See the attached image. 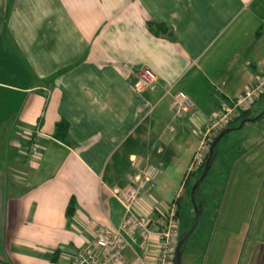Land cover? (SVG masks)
<instances>
[{
	"label": "crops",
	"instance_id": "0c3cea01",
	"mask_svg": "<svg viewBox=\"0 0 264 264\" xmlns=\"http://www.w3.org/2000/svg\"><path fill=\"white\" fill-rule=\"evenodd\" d=\"M143 68L155 81L137 90ZM263 73L264 0H0V261L96 252L94 228L122 215L109 189L146 163L159 172L134 210L162 211L197 132ZM175 91L192 101L180 118ZM59 119L65 141L52 136Z\"/></svg>",
	"mask_w": 264,
	"mask_h": 264
},
{
	"label": "built area",
	"instance_id": "2783aa9c",
	"mask_svg": "<svg viewBox=\"0 0 264 264\" xmlns=\"http://www.w3.org/2000/svg\"><path fill=\"white\" fill-rule=\"evenodd\" d=\"M155 81L154 73L143 68L133 87L140 90L150 87ZM168 91V89L166 90ZM264 94V73L257 76L232 100L220 109L205 126L197 132V147L191 155L183 179L202 163L213 138L224 129L231 119ZM173 113L182 117L192 107L191 99L181 91L172 95ZM41 132L36 127L27 138L29 145L24 153L25 161L31 163L37 154L36 139ZM157 167L151 164L137 166L135 172L126 175L124 187H111L109 193L120 204L122 215L116 226L97 225L93 231V244L96 252L79 249L69 264H171L178 237V218L174 200L158 211L155 216L137 213L134 204L140 193L149 194L158 174ZM182 186V185H181ZM127 249L131 254L128 260L123 255Z\"/></svg>",
	"mask_w": 264,
	"mask_h": 264
},
{
	"label": "rangeland",
	"instance_id": "374dc122",
	"mask_svg": "<svg viewBox=\"0 0 264 264\" xmlns=\"http://www.w3.org/2000/svg\"><path fill=\"white\" fill-rule=\"evenodd\" d=\"M263 109L264 97L252 104L243 124L236 122L235 129L216 143L208 173L220 171V152L234 143L244 154L234 165L224 189L215 229L204 239L199 222L180 246L179 264H264V114L254 119ZM181 180L182 176L173 183V194H181L178 230L184 231L194 210L187 204ZM194 204L199 205L196 201Z\"/></svg>",
	"mask_w": 264,
	"mask_h": 264
},
{
	"label": "trees",
	"instance_id": "16d2710c",
	"mask_svg": "<svg viewBox=\"0 0 264 264\" xmlns=\"http://www.w3.org/2000/svg\"><path fill=\"white\" fill-rule=\"evenodd\" d=\"M149 29L153 33L164 32L166 30L165 26H163L161 24H156V23H150ZM247 110L241 111L236 117H234L233 119L230 120V122L226 126L229 128L228 131L235 129L234 125L236 122L240 123V121H242V124L244 123V121L247 119V115H248ZM66 133H67V123L65 120L59 119L58 121H56L54 123L52 136L58 140L65 141ZM225 134L226 133H224L222 136H224ZM218 140L212 146V150H211L212 153H211L210 160L214 155L215 145L218 142ZM238 145L239 144L234 143L232 146L228 147L226 150L220 152L222 160H223L220 171L218 173L211 174V173H208V170H207L205 176L202 178V180L197 185V187H195V189L193 190V194H192L193 201H196L200 207V209H199V220H198L197 224L199 222L201 223L200 235L204 239L207 238V236L210 235L209 233H211V231L214 229L213 225H214V223L217 219V216L219 214L220 207H221L222 200H223V196H224V192H225L224 189L227 186V182L230 178L231 171H232L235 163L244 154L242 152V150L240 149V146H238ZM207 156H208V152L205 154L203 161L198 166V168L196 170L190 172L186 178H184V179L182 178V180H181V185H182L181 189L182 190L184 189V193L187 196V204L191 208H192V205H191V201L189 198V190H190V187L193 184V182L200 176L204 162H205ZM190 177L193 179L190 180ZM212 185H214L213 190H211ZM203 192H207L206 195H202ZM180 197H181V195L178 196L177 198L173 199L174 202L176 203L175 214L178 218V224L179 225H180V212H179ZM73 210H74V199L72 197H70L68 202H67L66 208H65V214L67 216H69L73 213ZM193 219H194V211H193V216L190 220V223H189V226L187 227V229L184 231L178 230L179 232H178L177 240L181 239L184 236V234L190 228V226L193 222ZM0 264H7V263L0 261Z\"/></svg>",
	"mask_w": 264,
	"mask_h": 264
},
{
	"label": "water",
	"instance_id": "95a60500",
	"mask_svg": "<svg viewBox=\"0 0 264 264\" xmlns=\"http://www.w3.org/2000/svg\"><path fill=\"white\" fill-rule=\"evenodd\" d=\"M264 112V109L259 112L257 114V116L254 118V119H257L262 113ZM242 124V121H240V125ZM229 128L226 127L224 129H222L216 136L215 138L213 139V141L211 142L210 146H209V149H208V156L204 162V165H203V168H202V172L200 174V176L193 182V184L191 185L190 187V190H189V198H190V201H191V205L193 207V210H194V219H193V222L190 226V228L187 230V232L184 234V236L177 240V243H176V246H175V249H174V253H173V258H172V263L171 264H179V252H180V246H181V243L182 241L184 240V238L188 237L189 234L191 233V231L194 229V227L196 226L198 220H199V205L196 206L194 204V201H193V198H192V194H193V190L195 189V187H197V185L200 183V181L202 180V178L205 176L206 172H207V169H208V165H209V162H210V157H211V150H212V146L214 145V143L226 132H228Z\"/></svg>",
	"mask_w": 264,
	"mask_h": 264
},
{
	"label": "flooded vegetation",
	"instance_id": "af4514ba",
	"mask_svg": "<svg viewBox=\"0 0 264 264\" xmlns=\"http://www.w3.org/2000/svg\"><path fill=\"white\" fill-rule=\"evenodd\" d=\"M263 114H264V112L262 113V115H263ZM262 115H261V116H262ZM238 161H239V160H238ZM194 202H195V201H194ZM222 204H223V200H222ZM222 204H221V207H222ZM221 207H220V209H221ZM192 208H193V207H192Z\"/></svg>",
	"mask_w": 264,
	"mask_h": 264
}]
</instances>
